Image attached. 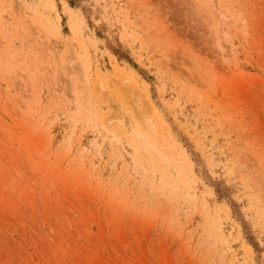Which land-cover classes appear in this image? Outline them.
<instances>
[{
	"label": "rangeland",
	"instance_id": "1",
	"mask_svg": "<svg viewBox=\"0 0 264 264\" xmlns=\"http://www.w3.org/2000/svg\"><path fill=\"white\" fill-rule=\"evenodd\" d=\"M0 264H264V0H0Z\"/></svg>",
	"mask_w": 264,
	"mask_h": 264
}]
</instances>
